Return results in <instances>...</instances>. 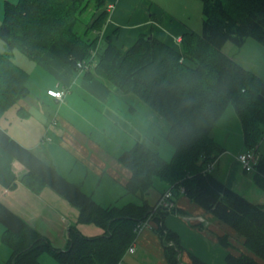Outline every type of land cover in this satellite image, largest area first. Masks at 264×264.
Segmentation results:
<instances>
[{
  "label": "trees",
  "instance_id": "obj_1",
  "mask_svg": "<svg viewBox=\"0 0 264 264\" xmlns=\"http://www.w3.org/2000/svg\"><path fill=\"white\" fill-rule=\"evenodd\" d=\"M201 31L181 36L176 50L152 34H139L126 49L100 35L108 18L106 0L5 1L0 22V118L28 92L27 73L12 58L17 49L30 59L45 51L85 75L102 78L119 90L131 93L163 117L165 139L172 145L163 158L136 141L118 157L130 171L127 194L139 195V203L102 206L76 183L23 147L0 128V146L26 169L21 181L31 189L46 185L78 209L77 222L94 223L103 233L82 235L68 229L66 249H56L0 203L1 241L10 249L4 264H41L47 253L59 264H116L134 239L137 225L150 216L164 246L168 264H180V240L163 225L167 210L146 201L155 178L182 189L188 199L230 226L243 238L251 253H228L225 264H264V206L255 204L207 170L222 148L211 133L229 105L240 121L245 150L254 149V183L264 187V150L257 143L264 133V79L222 51L230 41L241 47L246 37L264 43V0H200ZM93 17H80L89 5ZM81 62L84 67H78ZM246 172V171H245ZM168 189V188H167ZM174 209V208H173ZM172 209V210H173ZM171 211V210H170ZM220 242L227 245L223 239ZM192 264H205L192 256Z\"/></svg>",
  "mask_w": 264,
  "mask_h": 264
},
{
  "label": "crops",
  "instance_id": "obj_2",
  "mask_svg": "<svg viewBox=\"0 0 264 264\" xmlns=\"http://www.w3.org/2000/svg\"><path fill=\"white\" fill-rule=\"evenodd\" d=\"M5 1L16 0H0V22ZM168 1L106 0L104 9L108 11V18L101 31L100 48L110 39L117 47L126 49L139 34H152L179 50L181 36L196 32L188 14L191 0H175L174 4L172 0L170 6ZM24 56L26 58L17 54L16 63L27 73L28 92L1 116L0 128L53 165L64 178L79 185L96 203L108 206L119 198H129L124 188L131 171L118 157L136 141L155 150L147 142H157L154 135L157 117L146 110L136 96L135 99L90 73L85 75L84 69L71 67L49 51L36 60ZM231 57L236 61V55ZM48 89H63L65 94L57 98L48 94ZM211 135L222 151L210 171L235 192L264 206V187L254 183L253 173L243 171L236 158L245 147L235 112L224 111ZM256 147L259 152L264 150V133ZM21 164L0 146L2 206L45 236L56 249L67 248L71 227L85 236L103 233L94 223L77 222L78 209L52 188L43 185L34 190L25 185L20 180L26 172ZM156 179L145 194L151 205L169 188L166 182ZM173 191L176 193L174 209L166 213L163 225L180 240V264H192V256L205 264H225L228 253L251 255L234 229L188 199L179 188ZM135 196L139 195H132ZM129 199V202L139 203L140 198ZM154 226L152 222L136 232L130 244L134 252L122 254L125 264H168ZM2 231L0 223V233ZM221 238L227 245L220 242ZM10 254L0 234V264H4ZM38 259L41 264H59L47 253Z\"/></svg>",
  "mask_w": 264,
  "mask_h": 264
},
{
  "label": "rangeland",
  "instance_id": "obj_3",
  "mask_svg": "<svg viewBox=\"0 0 264 264\" xmlns=\"http://www.w3.org/2000/svg\"><path fill=\"white\" fill-rule=\"evenodd\" d=\"M15 1V0H14ZM156 1H160V0H156ZM162 1V0H161ZM172 0H169L167 2V4L170 6V2ZM177 1V0H176ZM191 4L189 6V16L191 19V24L194 30H196V32H200L201 31V1L200 0H191L190 1ZM173 4L175 3V0H173L172 2ZM164 4V3H163ZM93 7L92 4H89L83 11L81 14V18L83 19L84 22H89L91 20V18L93 17ZM5 45L3 44V42L0 41V50H4ZM222 51L228 55H236V62H238L239 64H241L243 67L249 69L250 71H253V73H255L257 75V77L259 76L261 79H264V43L259 42L257 39H254L253 37H246V40L244 42V44L241 47H237L235 46L233 43H231L230 41H227L223 47H222ZM16 52V53H15ZM11 58L16 62L17 58V54L19 56H22L23 58H26L24 55H22L23 53H21L20 51H18L17 49H12L11 52ZM15 55V56H14ZM123 93V92H121ZM129 96H134L133 94L129 93ZM136 99V97H135ZM140 101V99H138ZM132 102V100L130 101V103ZM142 104H144L146 106V110H149L150 112H152V114L154 116H156V127L154 129L155 133L154 135H156L157 137V142H147L149 144V146L153 147V149L155 148V150H159V154L164 157L165 159L168 160V158H170V156L172 155V151H173V147L172 145L165 139L164 135L165 132L167 130L168 127V123L167 121L161 117L160 115H158L155 111H153L149 106H147L143 101ZM226 112H234L233 110V106L229 105L227 107V109L225 110ZM226 113V117H227ZM155 118V117H154ZM237 155V154H236ZM156 179V178H155ZM157 182V179L155 180V184ZM130 199H136L137 197L135 196L134 198L132 197L131 194H128ZM131 196V197H130ZM128 197H123V198H119L116 202L113 201V203L118 206L125 204V201H128L129 199ZM127 199V200H126ZM129 199V200H130Z\"/></svg>",
  "mask_w": 264,
  "mask_h": 264
},
{
  "label": "built area",
  "instance_id": "obj_4",
  "mask_svg": "<svg viewBox=\"0 0 264 264\" xmlns=\"http://www.w3.org/2000/svg\"><path fill=\"white\" fill-rule=\"evenodd\" d=\"M77 66L84 67L81 62H79ZM47 93L57 98H62L63 95L65 94V91L63 89H59V90L48 89ZM236 158L239 160L243 171L251 172L254 169V165L257 161L258 152L254 149L253 150L252 149L243 150L242 152L237 154ZM212 166H213V161L207 164V170H211ZM180 191L182 192V189ZM174 199L175 197H174L172 190L168 188L165 191H163L161 195L159 196V198L156 200L155 207L160 206L170 212V210H172L175 205ZM151 223H152V220L150 216H148L147 218H145L142 222H140L137 225L136 231L139 232L144 227L150 226ZM126 252L132 254L134 252V246L133 245L128 246ZM116 264H125V262L123 261V257L120 258Z\"/></svg>",
  "mask_w": 264,
  "mask_h": 264
}]
</instances>
